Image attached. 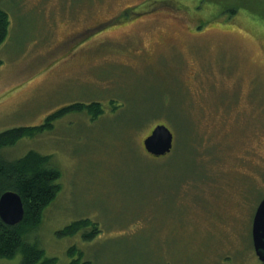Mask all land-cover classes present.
<instances>
[{
    "label": "rangeland",
    "instance_id": "rangeland-1",
    "mask_svg": "<svg viewBox=\"0 0 264 264\" xmlns=\"http://www.w3.org/2000/svg\"><path fill=\"white\" fill-rule=\"evenodd\" d=\"M0 10L10 19L0 133L76 103L105 111L67 114L2 152L49 156L61 174L29 242L55 264L72 250L90 264H262L252 227L264 198V0H0ZM158 125L174 148L155 158L143 142ZM82 219L100 231L92 241L57 235Z\"/></svg>",
    "mask_w": 264,
    "mask_h": 264
},
{
    "label": "trees",
    "instance_id": "trees-1",
    "mask_svg": "<svg viewBox=\"0 0 264 264\" xmlns=\"http://www.w3.org/2000/svg\"><path fill=\"white\" fill-rule=\"evenodd\" d=\"M235 9L232 7L229 12L235 15L237 14ZM9 29V16L0 10V47L8 38ZM104 112L102 104L97 102L76 103L51 113L40 126L13 128L0 133V197L6 192L18 194L25 210L24 218L19 225L9 226L0 219V261L13 260L20 255L22 258L20 264H55L54 259L47 258L44 250L36 243L29 242V239L34 237L41 226L44 212L57 198L60 192L58 181L61 177L59 170L51 164L49 156L31 151L19 159L9 160L2 152L15 146L22 139L34 138L46 130H51L53 123L67 114L86 113L95 121ZM177 151L178 149L173 153L177 155ZM80 232H83L84 241H92L100 231L96 224L82 219L71 223L57 235L73 237ZM75 252L77 251H71L72 260L69 264H90L82 261V253Z\"/></svg>",
    "mask_w": 264,
    "mask_h": 264
},
{
    "label": "water",
    "instance_id": "water-1",
    "mask_svg": "<svg viewBox=\"0 0 264 264\" xmlns=\"http://www.w3.org/2000/svg\"><path fill=\"white\" fill-rule=\"evenodd\" d=\"M145 151L155 157H165L174 148V135L165 125H158L144 140ZM25 210L21 197L14 192H6L0 197V219L9 226L19 225L24 218ZM252 240L255 254L264 264V198L259 203L252 227Z\"/></svg>",
    "mask_w": 264,
    "mask_h": 264
}]
</instances>
